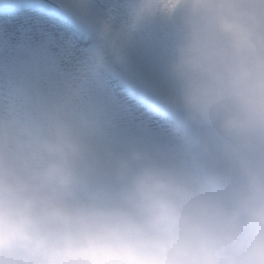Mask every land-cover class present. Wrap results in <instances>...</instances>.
I'll return each mask as SVG.
<instances>
[{
  "label": "clouds",
  "instance_id": "9594fccd",
  "mask_svg": "<svg viewBox=\"0 0 264 264\" xmlns=\"http://www.w3.org/2000/svg\"><path fill=\"white\" fill-rule=\"evenodd\" d=\"M179 13L160 100L191 131V167L117 158L105 200H81L89 146L0 120V264H264V0H136Z\"/></svg>",
  "mask_w": 264,
  "mask_h": 264
}]
</instances>
